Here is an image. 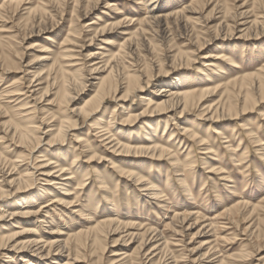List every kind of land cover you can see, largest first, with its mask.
Segmentation results:
<instances>
[{"label": "rangeland", "instance_id": "1", "mask_svg": "<svg viewBox=\"0 0 264 264\" xmlns=\"http://www.w3.org/2000/svg\"><path fill=\"white\" fill-rule=\"evenodd\" d=\"M154 2L159 16L172 17L167 19L166 29L141 23L148 18L147 6ZM196 2L0 0V168L15 165L14 177L24 176L29 168L36 169L39 161H50L73 173L63 187L69 191L64 195L61 185L48 186L47 179L31 170V182L17 192L10 188V193L1 196L0 210L10 212L24 205L43 211L40 217L45 227L40 229L34 218L4 220L0 221V238L20 231L14 228L18 226L34 229L35 237L45 243L52 238L50 229L58 228L65 240L95 227L96 222L113 218L143 230L157 228L167 240L168 249L162 256L166 263L173 261L169 259L173 256L176 264H192L215 246L211 253L217 255L211 261L219 257L225 264H264V97L258 90L250 91L252 82L264 86V0H228L225 5L230 12L226 16L224 10L212 12L216 1L203 2L199 14L191 17L185 10L192 5L195 9ZM240 11L248 12L249 21L258 24L248 39H237L241 28L230 33L224 30L225 34L217 31L220 23L232 25L230 16ZM179 12L189 19L186 25H176L173 14ZM125 17L132 19L126 28H114L113 24ZM129 38L137 57H121L116 73L130 77L142 74L141 89L123 102L107 98L97 106V76H88L87 70L101 65L102 57L123 55ZM229 59L239 68L230 67ZM35 74H41L42 83H35L36 79L30 83ZM242 76L248 79L239 87ZM82 82L84 86H80ZM46 85L47 97L39 102V93ZM165 85L176 92L210 89L212 93L204 105L190 107L183 114L166 108L155 110L160 100L154 90ZM65 91L75 99L67 105L62 103ZM249 93L257 104L243 112V98ZM208 106H220L217 116L222 117L208 120L204 112ZM228 106L240 115L222 111ZM66 123H73L74 130L64 141H55L53 132ZM106 132L131 152H113L107 147ZM24 135L29 139L21 144ZM149 146L165 148L170 156L135 155L134 149ZM176 163L183 170L175 168ZM128 172L140 176L137 179L143 180V185L128 179L124 175ZM102 182L107 186L102 187ZM147 182L160 192L157 199H151L150 190L144 191L142 186ZM53 198L66 200L72 207L59 202L45 208ZM240 203L247 205L240 211L244 218L237 216V221H232L221 216ZM174 212L193 215L190 224L198 216L196 226L176 234L172 229ZM211 222L216 223L215 231L207 227ZM248 225L251 229L245 231ZM117 233L101 237L96 245H77L68 258L70 264H146L137 253L139 240L128 242L125 237L119 241L123 230ZM34 235L18 241L26 242ZM121 251L129 257L121 260L114 256ZM66 256L64 253L63 262H67ZM56 260V256H38L35 264ZM0 264L12 263L0 256Z\"/></svg>", "mask_w": 264, "mask_h": 264}, {"label": "bare ground", "instance_id": "2", "mask_svg": "<svg viewBox=\"0 0 264 264\" xmlns=\"http://www.w3.org/2000/svg\"><path fill=\"white\" fill-rule=\"evenodd\" d=\"M209 1H211V2L216 1L215 5H214V7L212 9V12H214L216 10H219V9H220V11L224 10V16H226L230 12V9L227 8L228 6L225 5L228 0H197V2L194 3L195 4V9L193 8V5H192V6L188 7L185 11L187 12V14H190L191 17H192V15L199 14L198 10H200L199 8H201V4L200 3H203V2H206V3L208 2L209 3ZM95 5H96V3H95ZM108 5H110V4H108ZM147 7H148V9H147L148 10L147 11L148 12L147 13L148 14V18L145 19L144 21H142L141 23L142 24L144 23L143 25H147V26H149L150 24L151 25L153 24L157 28H159L160 30H163L165 28V26H166L167 19L168 18L170 19L172 17L171 16L170 17H168V16L167 17L159 16L158 15L157 3H155V2L150 4V5H148ZM173 13H175V12H173ZM236 13L230 16L231 20L233 22L232 25H227L225 23H220L216 27L217 31L219 33L224 32V34H225V31L230 33V32H233V31L238 30L239 28H241L242 30L237 31V33H238V38L237 39H241V40L248 39L251 36V34H252L251 32L255 29V26L258 25V24H257V22H255L253 20L249 21V18L247 17L248 14H249L248 12L240 11V13L238 12L239 14H237V15H236ZM169 14H171V13H169ZM185 17L183 16L182 12H179L177 14H173V18L176 21V22L175 21L174 22L176 23V25H186V23H188L189 19H187ZM129 19L130 18L125 17L123 19V21L119 22L118 24H113V25H115L114 28L120 29V30H122V28H126V24L128 22L130 23L131 22L130 20H132V19H130V20ZM254 20H256V19H254ZM168 23H169V21H168ZM230 26H231V28H230ZM184 27H186V26H184ZM161 32H163V31H161ZM132 40H133L132 38H129V39L126 40L125 52H123V55L120 54L121 55L120 56L117 53L115 56H113V57H111L109 59H105V60L102 57L101 58L103 60L101 62L102 66L98 65V66H100V67H98L97 65H94L93 68L87 70V72L89 73L88 76L91 77V75H95V76L98 77V78L96 77L94 79V80H98V92H97V94L99 96V100L97 102V106H99L107 98H115L117 100V102H123L130 96V93H133L135 91H139L141 89L140 86H139V80H141V75L142 74L137 76V77L136 76L135 77H130L129 75H124V74L122 75L119 71H118L119 74L116 73L117 72L116 70L119 69L118 67H119L120 62H122L121 57L122 58L123 57H127V58L133 59V60H135V58L137 57V51H136V48L134 47V43H133ZM204 44H206V42ZM123 49H124V47H123ZM90 56H92V55H90ZM177 56H180V58L183 57L182 54H178ZM229 61L232 62V59L231 60L229 59ZM230 67L237 68V69L239 68L238 64H236L235 61L232 62V64H230ZM101 72H106L107 73L106 77H101V75H99ZM139 72L141 73V71H139ZM40 76H41V74L40 75L35 74V76L31 79L30 83L33 82V79H36L35 83L37 81L40 82L41 81L40 80ZM243 79H244V77H243ZM247 79H248V77H246L241 82V80H242V78H241L240 79L241 83L239 82L240 83L239 87L243 86L245 84L244 82ZM251 79H253V78H251ZM255 81H256V79H255ZM86 82H87V80H86ZM41 83H42V81H41ZM84 83L85 82L80 83V86L81 85L84 86L85 85ZM232 83L234 85H236L235 81L232 82ZM260 84H263V83H260ZM260 84L259 83L256 84L255 82L254 83L252 82L250 84V91L258 90V92L261 95H263V97H264V86H262ZM30 86L32 87V85H30ZM31 87H29L28 89H31ZM217 87H220V86L218 85ZM48 88L49 87L46 85V88L45 89L42 88V90L40 91V93H39V95H40L39 100L40 101L39 102H41L42 98L47 97L46 95L48 94L47 93V91H48L47 89ZM216 89H218V88H216ZM119 91H124V92H123L122 95H118ZM211 93L212 92H211L210 89H204V90L199 91V92H197V91L196 92H176V91H173V88L171 89L169 87V85L161 86V87L155 88V90H154V94L156 95V98L160 100V103L155 105L154 109L155 110H158V109L159 110L160 109L164 110L166 108L170 112L179 111L180 114H183L190 107H192V108L195 107L196 108V107H199L202 104L204 105V103H206V101H207V98H209L208 97L209 94H211ZM32 94H35V91H33ZM249 94L250 95H247V96H245L243 98V102H242L243 103V108L241 109V110H244L243 112H246L245 109H249V107L253 108L257 104V101H255V99L253 100V98H252V93H249ZM74 100L75 99H73L68 94H66V91L63 92L62 103L67 105L68 103H72ZM144 100H146V99H144ZM96 107H94V108H96ZM220 108H221L220 106H218L216 108H212L211 106L206 107V109L204 111L205 114H206L205 116L210 121L212 119H216L218 116H221V115L217 116V113H219V109ZM82 111H83V109H81V110L79 109V113H82ZM222 111H226L228 113V115L231 114V113L234 114V112H236V115H240V114H237L238 111L236 110V108H233L231 106L226 107V110H224L222 108ZM263 118H264V115H263ZM218 119H219V117H218ZM126 121L127 120H125V122ZM73 127H74L73 123H71V124H69V123L60 124V127L53 132V136H52L53 139H55V141H64L67 138L69 132L74 130ZM243 130H248V129L245 128ZM185 131H187V130H185ZM106 133L108 134L109 132H106ZM183 133L184 132L182 131V134ZM23 134L26 135V133H23ZM23 134H18L17 133L18 136L19 135H23ZM107 134H105V140H107L106 144H108L110 146H107V145L106 146L111 148L113 152H118L119 154L120 153L129 154L131 152L130 148H128L126 145L121 144L116 139H114L113 135L110 136L108 134L109 136L106 137ZM248 134L250 135V132H248ZM25 135L21 136V138H20V143L21 144H25V142L27 140L26 138H28V137H26L27 135L26 136ZM35 140H39V139H35ZM18 143H19V141H18ZM18 143H17V145H18ZM199 143L201 144V142H199ZM134 152H135V155H145V154L149 153V154H151V155H148L150 157L151 156H155L154 154L156 153L157 154L156 158H162V157H165V156H170L168 154V150H166L165 148H162V147L161 148H157V147H150L149 146L148 148L134 149ZM175 162H176V160H175ZM179 165L181 166V164L176 163L175 168L176 167L178 168ZM15 167L16 166L13 165L12 168L7 169V170H2V168H0V180H1L0 184H3V186L7 187L6 190H4L2 187H0V197L5 195V194L10 193V188L11 189H15L16 188L17 190H14V191L17 192L20 189L21 186H25L29 182H31L33 177H34V173L31 172V170H34L35 172H38L40 176H42L44 179H47V181L50 182L48 186L61 185L60 187H62V188H60V189L65 191L64 193H62L63 195L67 194L69 192L68 190H65V188H63V187L67 185L65 183H68L67 180H70V176L73 173H71V169H65L64 167L60 166L58 164V162L39 161V164L34 167L36 169H30L29 168L27 170V174L26 175H24V176L20 175V176H16V177H14L15 173H13V171L15 170ZM179 168H181V167H179ZM217 171H220V169L217 170ZM66 175H68V177L65 178ZM124 175H126L128 177V179H131L134 183H136V184L138 183V184H142L143 185L144 181L141 180V179H137L140 176H136V175H134L131 172H128V174H124ZM61 182H62V184H60ZM101 185H102V187H106L107 186L105 182H102ZM142 187H146V189L143 188L144 191L150 190V192H152L150 194L151 199H152V197L154 199H157V197H159L160 192H157L156 188H154L155 186L149 185V183H148V184H146V185H144ZM188 191L189 190H187V192ZM59 202L62 205L66 204L67 207H70V208L72 207L71 204H67L66 203V200H59L58 201L56 198H53V199H51V201L47 205H45V208L48 207V206L53 205L54 203H59ZM23 206L24 205H19L20 208H18L17 210H14V211H10V212L7 209L0 210V221H4V220L5 221H13L16 218H23L24 221L25 220L29 221L30 219L34 218L35 221H36L35 224L38 225V227L40 229H42V227H45V225L43 224V223H45V221L43 220L42 217H40L42 215L41 213L43 211H41V213H38L39 211H33V210H30L32 208L23 207ZM244 207H247L246 203L245 204L244 203H240V204H237L236 206L234 205L233 208L227 209L225 211V213L223 215H221V216L222 217H227V218H229L232 221H237V218L239 216L244 218V214L245 213L240 214L241 208L243 209ZM246 211H247V209H246ZM45 213H47V212H45ZM248 214H249L248 217H251L253 215V210L250 213H248ZM173 215H174L173 216L174 217V221H173L174 224H173V228L172 229L178 235H179V233L183 234L184 232H188L193 226H196V223H197V221L199 219V217L196 216L195 220L190 224L189 223V221H191L190 217H192L193 215L185 214V213H183V214L180 213L179 214V213H175V212H174ZM219 217H220V215L217 218H219ZM111 219L112 220L109 219L107 221H101L99 223L96 222L97 225L95 227H92V228L89 227L85 231H81V232H78L76 234L68 235L66 237L67 239H65V240H62V238H60L59 235H63V234L58 230V228H51L50 229L51 231H50L49 234H50V236H52V238H50L47 243L42 242L40 240V238L35 237V235H34L35 234V230L34 229H27V228H22L21 229L20 227L15 226L14 228L16 230L19 229L20 231L14 232L13 234H10L8 236L0 238V256L2 258L6 259V262L12 263V264H35L36 263L35 257L37 258L38 256L41 259H48V258H50V256H56L58 258V260L52 262L51 264H70V262H69L70 259H68V258L70 257L71 253L73 252L72 250H75V247L77 245L78 246H82V245H86L88 243H91L92 245L93 244L96 245V243H99V242L102 241L101 237H106L107 238L110 235L118 234L117 232H119V229L121 228L123 230V235L124 236H120L118 238V240L119 241L120 240L123 241L125 239V237L129 239L128 242H131L132 240L138 239L139 240V245H138V248H137V250H138L137 253L140 256L139 258L145 260L144 263H146V264H165L167 262V260L162 257L167 252V251H165L166 248L168 247V244L166 242L167 240L165 239L166 241H164V238H163L164 236L162 237V235L159 234L156 231L157 228H154V229L153 228H146V229L144 228L145 230H143V229L139 228L140 226H136L135 224L127 223V222H126V224H124V223H121L120 221L118 222L117 219L116 220H113V218H111ZM215 224H216L215 222H211V223H209V225L207 227L208 228L212 227L211 231H215L216 230L215 226H213ZM176 227L179 228L180 230H176ZM139 229L143 230V231L139 232ZM250 229H251V226L248 225L245 228V231H249ZM124 233H126V234H124ZM27 234L34 235V236H32V238L30 240L26 241V242L18 241V239L22 238V236H25ZM211 245H212V243H211ZM213 248H212V246L209 247L201 255V258L200 259H195L192 264H204L207 260H208V262H207L208 264H225V261L223 260V258H219L218 257L215 261H211L210 260L212 256H214L215 254L217 255V252L216 253L215 252L211 253V251H213ZM124 251L117 252L114 256L118 257V258H121V260H125L129 256L126 255V252H124ZM214 251H216V250H214ZM64 253H67V256H66V261L67 262H63V260H61L63 258ZM219 254H220V252H219ZM148 256H150V257L152 256V258L148 259ZM172 257H170V258L168 257V258L172 259L173 261H171L169 263H166V264L175 263L174 258H172ZM73 259H75V258H73ZM57 261H60V262L62 261V262L59 263Z\"/></svg>", "mask_w": 264, "mask_h": 264}]
</instances>
